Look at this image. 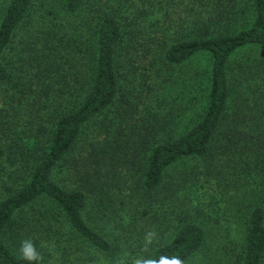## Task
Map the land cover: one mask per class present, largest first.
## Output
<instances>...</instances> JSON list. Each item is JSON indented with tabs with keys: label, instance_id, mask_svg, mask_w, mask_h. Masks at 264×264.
Segmentation results:
<instances>
[{
	"label": "rangeland",
	"instance_id": "374dc122",
	"mask_svg": "<svg viewBox=\"0 0 264 264\" xmlns=\"http://www.w3.org/2000/svg\"><path fill=\"white\" fill-rule=\"evenodd\" d=\"M241 1L245 0H238ZM226 2L83 0L80 10L70 14L62 0H34L3 55L10 78L0 84V144L5 152L0 160V197L28 179L30 164L38 154L36 148L45 143L53 117L61 109V99L42 97L34 101V96L43 85L61 87L62 32L64 39L75 38L83 49L92 47L93 16L102 10H118L124 17L125 39L119 48L121 96L116 105L120 109L132 106L124 114L121 128L129 134L143 129L141 125L146 122L155 126L159 136H176L197 118L207 90L208 57L197 54L181 64H171L163 59L162 50L175 39L202 32L196 22L207 20ZM6 3L0 0V15ZM135 28L141 29L137 38L132 37ZM147 37L152 39L149 51ZM68 40L74 46V41ZM46 41L52 49L57 46L56 50L45 46ZM89 51L93 53V49ZM261 54L248 48L238 55L244 59L259 58ZM47 67L52 69L48 71ZM83 71L91 70L84 66ZM231 76L234 91L247 90L252 85L251 79L242 81L238 71ZM42 77L46 82L41 81ZM235 92L230 96V109L245 96ZM250 96L253 98V91ZM253 114L259 129L263 128L264 109ZM94 127L95 123L89 124L86 134H91ZM213 152L174 165L152 197L141 185L139 167L129 166L124 171L131 175L125 186L129 200L117 209L116 228L107 217L96 215V205L86 211L85 217L89 214L88 220H93L92 224L112 241L113 250L108 253L78 237L47 199H38L19 213L28 231L23 241L33 242L41 254V264H149L154 248L170 239L178 223L192 220L205 229L206 244L186 264H241L248 215L255 205L264 204V166L260 161L256 169L243 174L241 165L234 169L226 165V173L215 175L216 164H222L225 155L217 147ZM64 164L54 170L53 176L60 184L73 186L68 181L72 180L71 165ZM113 209L112 206L111 213Z\"/></svg>",
	"mask_w": 264,
	"mask_h": 264
},
{
	"label": "trees",
	"instance_id": "16d2710c",
	"mask_svg": "<svg viewBox=\"0 0 264 264\" xmlns=\"http://www.w3.org/2000/svg\"><path fill=\"white\" fill-rule=\"evenodd\" d=\"M82 1L62 0V4L68 13L74 14L80 10ZM33 2L7 0L2 10L0 84L10 78L3 61L4 52ZM238 4H241L239 8ZM221 6L207 20L196 22L202 32L175 39L162 50L163 59L171 64H181L197 54L208 57L207 90L197 118L176 136H167V133L159 136L155 126L146 122L141 125L143 129L129 134L121 128V120L132 106L120 109L116 105L121 96L119 48L125 39L124 17L118 10H102L93 16L92 47L83 49L82 43L75 38L64 39L65 33H61V87L43 85L34 96V101L42 97L61 99V109L53 117L45 143L36 148L38 154L30 164L28 179L0 197V264H27L19 249L28 231L19 213L38 199L49 200L78 237L96 250L108 253L113 250L112 241L92 224L93 220H88L89 214L85 217L86 211L90 205H96V215L107 217L116 228L117 209L129 200L125 186L131 175L124 173L129 166L139 167L141 185L151 197L153 191L164 185L170 168L186 158L213 154L214 147L225 155L224 162L216 164L215 175L226 173V165L231 169L241 165L243 174L250 173L260 161L264 166V127L259 129V123L253 119L257 109H264V0L241 3L227 0ZM140 30L135 28L132 37L137 38ZM68 39L74 41V46ZM146 39L149 51L152 39ZM45 46L51 50L57 48L52 49L47 41ZM248 48L262 54L259 58L241 59L238 54ZM84 66L91 71H83ZM235 71L242 81L251 79L252 85L247 90L235 89L245 96L230 109V96L236 93L231 76ZM41 81L46 82L44 77ZM255 85L257 88L252 89ZM94 123L92 133L86 134L89 124ZM2 124L3 115L0 127ZM4 153L0 144V160ZM66 162L71 165L72 180L68 181L73 186L60 184L53 176L54 170ZM72 170L77 173L75 176ZM114 196L120 198L116 200ZM107 203L114 207L113 213ZM104 211L107 213L102 214ZM205 235V229L198 222L180 221L170 239L154 248L149 264H162L173 257H179L186 264L204 250ZM240 260L241 264H264L262 203L255 205L248 215Z\"/></svg>",
	"mask_w": 264,
	"mask_h": 264
},
{
	"label": "clouds",
	"instance_id": "9594fccd",
	"mask_svg": "<svg viewBox=\"0 0 264 264\" xmlns=\"http://www.w3.org/2000/svg\"><path fill=\"white\" fill-rule=\"evenodd\" d=\"M19 252L27 264H40L42 259L41 254L31 240L23 241ZM162 264H182V261L179 257H173L170 260L162 261Z\"/></svg>",
	"mask_w": 264,
	"mask_h": 264
}]
</instances>
